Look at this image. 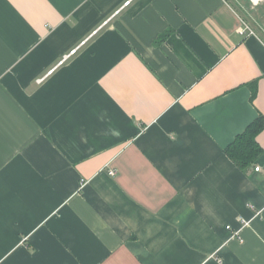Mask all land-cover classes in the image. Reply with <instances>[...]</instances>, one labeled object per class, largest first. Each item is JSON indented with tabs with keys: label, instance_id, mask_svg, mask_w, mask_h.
<instances>
[{
	"label": "crops",
	"instance_id": "0c3cea01",
	"mask_svg": "<svg viewBox=\"0 0 264 264\" xmlns=\"http://www.w3.org/2000/svg\"><path fill=\"white\" fill-rule=\"evenodd\" d=\"M243 16L264 0H0V264H264V130L248 172L225 153L264 117Z\"/></svg>",
	"mask_w": 264,
	"mask_h": 264
},
{
	"label": "trees",
	"instance_id": "16d2710c",
	"mask_svg": "<svg viewBox=\"0 0 264 264\" xmlns=\"http://www.w3.org/2000/svg\"><path fill=\"white\" fill-rule=\"evenodd\" d=\"M168 35L169 32H166L160 36L159 41L165 40ZM248 86L252 92L250 100L254 102L258 95L259 82L255 81ZM263 130L264 117L260 115L225 149L226 155L240 170L248 172L263 154V149L258 143V136Z\"/></svg>",
	"mask_w": 264,
	"mask_h": 264
},
{
	"label": "built area",
	"instance_id": "2783aa9c",
	"mask_svg": "<svg viewBox=\"0 0 264 264\" xmlns=\"http://www.w3.org/2000/svg\"><path fill=\"white\" fill-rule=\"evenodd\" d=\"M238 32H239V34L241 36H244V35H247V34L248 35H255V32L245 22H243L242 20H241V25H240V27L238 29ZM262 170H264V168H262L260 166L255 168L256 172H260ZM115 174H116V171H114V170L110 171V175L114 176ZM228 229H230V228H228Z\"/></svg>",
	"mask_w": 264,
	"mask_h": 264
},
{
	"label": "rangeland",
	"instance_id": "374dc122",
	"mask_svg": "<svg viewBox=\"0 0 264 264\" xmlns=\"http://www.w3.org/2000/svg\"><path fill=\"white\" fill-rule=\"evenodd\" d=\"M242 21L245 22L255 33H263L264 34V25L262 27H258L255 23L250 19V17L243 16L241 17ZM264 37V35H263Z\"/></svg>",
	"mask_w": 264,
	"mask_h": 264
}]
</instances>
